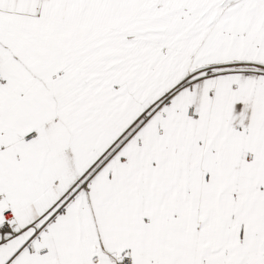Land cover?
Masks as SVG:
<instances>
[{"label":"snow or ice","instance_id":"6c2138e0","mask_svg":"<svg viewBox=\"0 0 264 264\" xmlns=\"http://www.w3.org/2000/svg\"><path fill=\"white\" fill-rule=\"evenodd\" d=\"M0 264H264V0H0Z\"/></svg>","mask_w":264,"mask_h":264}]
</instances>
